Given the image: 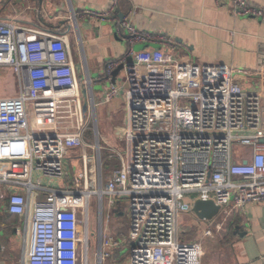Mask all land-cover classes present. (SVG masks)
<instances>
[{
  "label": "built area",
  "instance_id": "obj_1",
  "mask_svg": "<svg viewBox=\"0 0 264 264\" xmlns=\"http://www.w3.org/2000/svg\"><path fill=\"white\" fill-rule=\"evenodd\" d=\"M215 2L237 17L264 22V10L248 0ZM117 6L118 0H109L105 11L86 9L84 13L111 16ZM71 19H76L74 11L68 26L75 25ZM117 25L126 32L129 49L125 56L104 65L107 85L101 102L122 95L126 123L118 131L123 148L114 152L118 164L110 170L109 179L102 183L100 142L92 146L93 181L87 154L80 157L82 168L73 187L47 188L43 199L36 198L43 189L40 179L35 183L30 178L0 179L26 192L14 191L7 201V211L21 217L25 264H90L93 197L99 205L94 264H104L111 249L122 243L104 229L105 197L111 208L115 198L127 200L128 264H201L202 242H184L178 233L180 216L192 214L196 199L211 200L219 207L212 219L197 218L201 239L212 237L214 228H220L232 211H242L248 203H264L262 93L245 91L232 75L233 69L225 67L195 81L165 36L138 30L128 16ZM68 29L0 21V68H10L18 84L16 94L0 97V163L16 157L13 144L18 143L29 172L56 184L67 176L70 150L85 145L87 129ZM77 35L81 49L78 31ZM144 43L161 46L134 49ZM120 64L123 81L118 84L116 77L112 83L111 73ZM81 67L93 110V81L87 65ZM251 73L264 79V51L258 53ZM66 101L68 105L63 104ZM71 102L77 122L74 129L64 130L57 111L69 106L71 114ZM41 119L50 120L49 131L38 129ZM237 148L249 152L238 154Z\"/></svg>",
  "mask_w": 264,
  "mask_h": 264
},
{
  "label": "crops",
  "instance_id": "obj_2",
  "mask_svg": "<svg viewBox=\"0 0 264 264\" xmlns=\"http://www.w3.org/2000/svg\"><path fill=\"white\" fill-rule=\"evenodd\" d=\"M248 1L264 10V0ZM108 6L109 0H0V21L13 20L22 25L53 30L63 27L72 29L76 26L84 61L88 65L97 66L105 65L109 60L127 54L128 36L124 30L118 29L117 23L120 15L128 16L138 30L165 36L171 42L175 57L181 60L183 67L186 65L188 76L195 81H202L222 69L221 67H225L233 69L232 75L245 91L262 93L261 126L264 129V79L251 73L256 67L258 53L264 51V22L256 18L237 17L229 8L217 5L215 0H118L117 10L111 16L92 17L84 13L86 9L105 11ZM67 11L69 13L74 11L76 14V19H71L75 21L74 26L67 24L68 17L65 16ZM68 15L70 17V14ZM160 46L159 43H144L134 47L153 49ZM242 70H247L250 74L245 75ZM104 88L101 86L98 93L100 99L96 100L93 95L95 104L93 110L89 101L88 115L81 95L82 113L86 120L88 118L84 134L85 145L70 150V156L66 159L67 176L64 180L56 184L38 172H29L28 161L23 158V149L18 143L13 144L16 157L0 163V179L30 178L33 183L40 179L43 189L39 190L36 198L43 199L47 188L73 187L74 177L82 168L80 158L82 154L89 157V176L93 181L95 175L92 169L91 158L94 154L92 146H95L96 142H103L112 149L104 147L100 149L106 152L104 158L100 155L103 169L101 177L104 184L109 179L112 168L104 166L103 159L109 158L118 164L113 155L116 150L121 149L118 144L121 141L118 131L126 123L124 98L118 95L110 102L102 103ZM63 104L68 105L69 102ZM71 105L73 106L71 114L69 106H62L57 111L58 120L64 130H72L76 126L77 116L72 102ZM97 105L104 107V113H107L108 118H115V111L122 113L121 122L114 125L113 134L116 133L114 144H110L105 137L99 139L101 135L96 127L95 111ZM38 126L39 130L47 132L50 130V120L41 119ZM235 151L238 154L249 152L246 148H237ZM70 157L77 160L76 164H70ZM14 191L26 194L23 188L0 182V264L26 262L21 217L7 211L8 197ZM192 215L195 216L194 213ZM216 232L218 234L215 237L207 239L201 264H264V203H248L242 211H232L220 228H214V234ZM111 236L122 243L111 249L105 264H128L131 244L127 233L125 235L111 233ZM125 245L128 246L127 250Z\"/></svg>",
  "mask_w": 264,
  "mask_h": 264
},
{
  "label": "rangeland",
  "instance_id": "obj_3",
  "mask_svg": "<svg viewBox=\"0 0 264 264\" xmlns=\"http://www.w3.org/2000/svg\"><path fill=\"white\" fill-rule=\"evenodd\" d=\"M68 13H65V16L69 18V11ZM74 26V25H73ZM80 30V29H79ZM67 31V30H66ZM77 27L74 26L72 29H68V37L69 41L71 43V48L73 52L74 59L77 64V71H78V81L81 88V95H82V102L86 106V113L88 115L89 112V95H88V88L86 85H84V77L86 76L85 71L82 69V63L88 66L90 77L92 79V90L93 95H95L96 100L100 99L98 96V93H100L101 86L106 87V81L104 78V70L103 64L94 66V65H88L83 59V53L78 45V35H77ZM135 49V47H134ZM123 72L122 70L119 72L117 76L118 84H121L123 81ZM18 90V84L17 81L12 73V70L10 68L4 67L0 68V97L5 96H12L17 93ZM122 96V95H121ZM120 100V98H117ZM96 117H97V124L96 127L99 131V135L101 137H105L110 144H114V125L121 122L122 113L115 111L114 116L115 118H108L107 113H104V107L101 105H97L96 108ZM123 111V110H122ZM88 120V118H87ZM86 120V121H87ZM91 124V120H89ZM94 124V123H93ZM92 128V127H91ZM92 140V137H91ZM101 141V140H99ZM101 147H104L108 150H112L110 145L104 144L103 142H100ZM119 148H123V144L121 141H119ZM119 149V150H121ZM105 150H100V155L104 158ZM114 156V155H113ZM104 161V159H103ZM77 160L74 157H70V164H76ZM104 163V162H103ZM116 165V164H115ZM113 162L109 163V168H113L115 166ZM80 168V166L78 167ZM126 198L117 197L114 200V206L111 208L109 207V203L107 202V197L103 198V216H104V222L107 220L106 224V232L111 235H117L124 233V235L127 233L128 229V217H127V209H126ZM80 216L83 214L82 209H79ZM99 217V205L98 201L95 197L91 198L90 202V209H89V229H90V238H91V249H90V264H94V249L96 248L97 243V225H98V218ZM197 218L193 216L191 213H184L181 215L179 222H178V233L179 237L184 242H193L200 240L202 242V248H203V255L204 256V250L206 249V242L207 239H212L215 237L218 233H213V236H206L201 239V235L199 233V230L196 227ZM126 232V233H125ZM23 233V230H21V235ZM126 237V236H125ZM128 246L125 245V250H127ZM111 252V251H110ZM109 258V257H108ZM107 258V259H108ZM106 259V261H107ZM104 262V264L106 263ZM202 261V260H201Z\"/></svg>",
  "mask_w": 264,
  "mask_h": 264
},
{
  "label": "water",
  "instance_id": "obj_4",
  "mask_svg": "<svg viewBox=\"0 0 264 264\" xmlns=\"http://www.w3.org/2000/svg\"><path fill=\"white\" fill-rule=\"evenodd\" d=\"M123 15H120L119 18L122 19ZM142 48L137 47L136 50ZM123 69V65L120 64L116 67L111 73V82H115V78L118 76L119 72ZM219 207L215 205L211 200H202L196 199L191 206V211L194 213L195 217L198 219H212L217 215Z\"/></svg>",
  "mask_w": 264,
  "mask_h": 264
},
{
  "label": "trees",
  "instance_id": "obj_5",
  "mask_svg": "<svg viewBox=\"0 0 264 264\" xmlns=\"http://www.w3.org/2000/svg\"><path fill=\"white\" fill-rule=\"evenodd\" d=\"M103 162H104V163H103L104 166H105V165L109 166V163H110V162H113L114 165L116 164V162H114V160L109 159V158L106 159V160H104Z\"/></svg>",
  "mask_w": 264,
  "mask_h": 264
}]
</instances>
